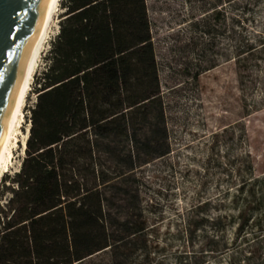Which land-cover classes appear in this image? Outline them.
<instances>
[{"label":"rangeland","instance_id":"374dc122","mask_svg":"<svg viewBox=\"0 0 264 264\" xmlns=\"http://www.w3.org/2000/svg\"><path fill=\"white\" fill-rule=\"evenodd\" d=\"M145 2L170 151L140 164L139 144L134 149L136 168L107 192L112 242L124 231L117 221L139 227L140 209L149 232L148 264H264V215L254 180L264 175V0ZM61 11L58 4L34 72ZM32 84L0 179L18 169L23 155ZM239 161L240 177L231 170ZM107 163L112 174L126 170V162ZM195 223L202 225L190 237ZM253 242L260 256L247 260L240 249ZM129 248L75 264H139V238Z\"/></svg>","mask_w":264,"mask_h":264},{"label":"trees","instance_id":"16d2710c","mask_svg":"<svg viewBox=\"0 0 264 264\" xmlns=\"http://www.w3.org/2000/svg\"><path fill=\"white\" fill-rule=\"evenodd\" d=\"M58 4L57 31L32 77L23 155L0 179V264H75L109 249L123 255L137 238L139 264H148L142 211L139 227L117 221L124 231L112 242L106 208L114 181L136 168L138 144L140 164L170 151L146 2ZM111 158L126 170L112 174ZM231 166L240 177L241 162ZM254 180L264 215V175ZM194 225L190 237L202 223ZM253 245L240 249L247 260L260 256Z\"/></svg>","mask_w":264,"mask_h":264},{"label":"water","instance_id":"95a60500","mask_svg":"<svg viewBox=\"0 0 264 264\" xmlns=\"http://www.w3.org/2000/svg\"><path fill=\"white\" fill-rule=\"evenodd\" d=\"M45 1L0 0V135Z\"/></svg>","mask_w":264,"mask_h":264},{"label":"bare ground","instance_id":"6f19581e","mask_svg":"<svg viewBox=\"0 0 264 264\" xmlns=\"http://www.w3.org/2000/svg\"><path fill=\"white\" fill-rule=\"evenodd\" d=\"M58 2L59 0L45 1L38 20V26L30 41L25 63L20 73V80L12 96L8 116L0 135V173L5 169L7 162L10 160L12 145L16 141L15 132L18 130L17 127L22 116L24 101ZM25 137L23 139V146Z\"/></svg>","mask_w":264,"mask_h":264}]
</instances>
